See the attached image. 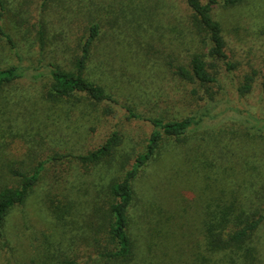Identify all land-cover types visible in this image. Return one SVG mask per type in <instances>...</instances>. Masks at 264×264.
<instances>
[{
	"label": "rangeland",
	"instance_id": "374dc122",
	"mask_svg": "<svg viewBox=\"0 0 264 264\" xmlns=\"http://www.w3.org/2000/svg\"><path fill=\"white\" fill-rule=\"evenodd\" d=\"M4 1L1 23L15 47L0 36V69L15 64L24 75L0 92V175L11 181L9 166L28 171L39 161H46V169L37 189L6 217L0 264H65V259L114 264L96 255L100 247L87 248L83 236L93 234L102 221L101 206L94 205L96 189L129 167L152 131L148 121L126 119L125 105L148 117L201 118L186 142H164L158 161L138 180L144 194L140 204L152 202L158 210L151 211L157 217L149 229L153 247L140 242L129 264H226L203 241L202 223L219 217L214 195L221 190L230 200L233 193L232 202L242 213H264V138L259 135L264 123V0L221 2L213 8L235 67L228 71L220 64L212 99L175 73L203 45L182 0ZM93 23L99 34L87 75L104 84L118 103L97 106L85 95L47 98L51 69L72 67ZM251 69L257 71L253 88L240 94ZM108 105L112 110L106 111ZM114 129L124 136L109 160L114 169H83L74 156L101 145ZM68 200L72 208L63 205ZM159 205L170 210L172 219L161 214ZM139 207L151 209L150 204ZM64 213L67 220L61 221ZM259 233L264 263V225ZM73 235L81 241H72ZM46 251L53 255L46 257Z\"/></svg>",
	"mask_w": 264,
	"mask_h": 264
},
{
	"label": "trees",
	"instance_id": "16d2710c",
	"mask_svg": "<svg viewBox=\"0 0 264 264\" xmlns=\"http://www.w3.org/2000/svg\"><path fill=\"white\" fill-rule=\"evenodd\" d=\"M239 1L182 0L185 7L192 12L193 26H195L197 34L201 36L203 45L199 47L200 51H195L192 54L187 64L180 63L177 65L175 73L183 80L187 79L196 83L210 99L214 97V91L211 89L212 84H217L219 81L220 64L224 65L228 71L233 70L235 67L227 52L222 25L214 18L212 11L221 2L232 5ZM5 9V1L0 0V36L6 40L10 47L14 48L13 37L4 30L1 23ZM98 34L99 25L97 23L91 24L88 36L83 42L81 53L75 58L72 67L58 65L51 69V81L47 90V98L59 100L76 95H85L91 103L97 106L101 102L107 104L118 103L114 94H111L104 84L91 79L87 75V62ZM256 74L257 71L251 69L244 76L239 86L240 94H246L252 90ZM23 75L22 69L15 64L0 69V92L14 84ZM196 91H198V88L194 89L193 92ZM125 108L127 111L126 119L148 121L152 125V131L147 137L144 148L132 157L129 167H126L123 172L119 170V174L114 179L105 186L96 189L98 199L94 200V205L95 207L101 206L102 221L100 225L96 226V231L93 234L83 236L88 242L87 248L93 250V246L100 247V251H96V255L101 257L104 262L114 264H129L132 262L137 251L141 250L140 242H148L149 235H151L149 229L153 227V220L157 218L151 213L153 209H157V207L152 208V202L144 204H150L151 209L139 207L144 206L140 204L144 194L139 191V178L145 175L150 165L152 166L155 161H158L159 149L164 142H170L171 145H174L176 141L186 142L191 134L190 132L201 121L200 116L196 114L166 120L161 117L145 116L129 105H125ZM110 110H112V107L108 105L106 111ZM260 129L262 132L259 135L264 138V123ZM123 142V134L119 129H114L101 145L85 154L74 156V159L86 171L92 170L93 167L98 165L112 166V169H114L113 162H109V160L113 159L116 148ZM126 156L128 158V154ZM51 158L59 159L60 155ZM45 165L46 161H39L28 171L19 170L11 165L8 170V173H11V181L6 180L5 175H0V235L3 234L2 228L8 213L13 208L23 205L33 190L40 185L43 172L46 169ZM103 196H106L107 199H104ZM214 196L216 197L215 211H218L219 217H215L214 221L202 223L203 241L206 250L216 258L223 257L226 264H264L259 257L257 246L260 235L259 230L264 225V213H242V208L232 202L236 199L233 193L230 200L224 198V192L221 190ZM63 205L72 208L74 202L68 200ZM51 206L52 203L48 205V208H54ZM158 207L162 215L172 219L171 212L166 206L159 205ZM72 210L77 211L78 207ZM66 220L67 217L64 213L61 221ZM160 221L165 224L164 220ZM232 221L234 222L227 227L228 223ZM71 240L81 241L78 235H73ZM150 241L152 245L155 244L154 237H151ZM148 246L149 248L153 247L149 242ZM58 250L62 251L63 249L58 248ZM46 252L48 258L53 255L50 251ZM74 262V260L68 259L64 261L65 264H74Z\"/></svg>",
	"mask_w": 264,
	"mask_h": 264
}]
</instances>
